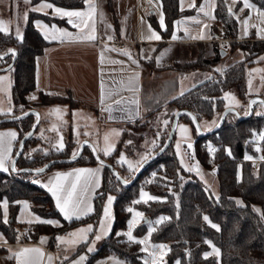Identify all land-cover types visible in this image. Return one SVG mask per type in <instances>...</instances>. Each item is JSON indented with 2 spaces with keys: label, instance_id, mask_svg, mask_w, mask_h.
I'll return each mask as SVG.
<instances>
[{
  "label": "crops",
  "instance_id": "1",
  "mask_svg": "<svg viewBox=\"0 0 264 264\" xmlns=\"http://www.w3.org/2000/svg\"><path fill=\"white\" fill-rule=\"evenodd\" d=\"M224 2L236 18L239 40L264 41V9L251 1ZM215 4L216 0H178L180 10L191 12L176 19L169 38L164 39L161 31L165 22L160 0H83L80 7L64 6L51 0H0V30L5 33L20 36L30 13L52 20L31 19L45 45L42 52L34 57V89L27 94L28 100L32 103L38 99L39 93H43L69 96L78 103L74 107L67 103L32 104V108L39 113V123L33 133L37 139L34 148L45 153L67 147L71 156L78 146L71 140L69 129L77 128L82 138L85 130L92 125L101 130L113 126L118 131L144 117L151 107L165 104L177 95L174 94L175 89L186 87L183 80L192 72L181 74L168 68L170 65L197 58H212L216 54V44L218 48L227 47L226 40L210 32V26L215 21ZM150 16L156 20L157 28L151 25ZM112 36L123 41L124 46L120 48L113 43ZM158 49L161 55L157 54ZM230 54L234 55L232 62L240 61L244 56L239 50ZM152 55L156 56L155 60H152ZM220 59L213 69L218 70ZM145 65L149 66L148 77L155 81L148 88L143 87ZM210 75L211 72L207 71L204 78ZM0 82L7 83L10 94L11 76L8 70L0 75ZM244 82L249 98L264 96V53L256 56L252 64L246 65ZM247 104L242 101L240 114L248 112ZM257 104L254 109L261 107ZM0 113L13 115L11 102L7 107L0 108ZM56 119L64 128V135L68 132L61 148H53L47 139ZM17 135V128L13 126L0 127V169H8ZM121 137L122 134L119 140ZM155 140L149 149L156 143ZM251 140L255 153H246L245 159L248 160L256 159L263 147L253 140V136ZM204 169L201 166L200 173L216 198L218 183L215 170L210 175ZM31 179L50 195L60 216L42 217L32 211L27 199H19L15 225L20 226L22 231L35 223L58 227L63 220L78 219L91 213L93 198L102 181V166L88 163L53 167L34 174ZM111 202L105 207L106 217L101 227L103 233L111 228ZM0 211L2 221L7 223L8 201L5 197L0 199ZM205 216L203 221L217 229V224L208 221ZM89 226L86 223L56 234L52 245H49L47 234L24 241L22 237L8 236L0 230V264H61L68 257L64 249L66 236L72 232H80L83 236L84 231L79 230L90 229ZM101 237L96 240V247ZM151 243L149 264H159L164 261L168 244ZM206 243L208 250L213 248L210 241ZM213 250L215 259L217 251ZM107 258H112V254H106L104 259Z\"/></svg>",
  "mask_w": 264,
  "mask_h": 264
},
{
  "label": "trees",
  "instance_id": "2",
  "mask_svg": "<svg viewBox=\"0 0 264 264\" xmlns=\"http://www.w3.org/2000/svg\"><path fill=\"white\" fill-rule=\"evenodd\" d=\"M57 4L80 7L83 0H51ZM164 14L165 28L161 31L164 39L169 38L174 21L191 11H182L178 0H160ZM258 8L264 9V0H250ZM40 17L52 21L48 17L30 13L20 38L11 33L0 31V67L6 66L12 59L8 54L15 51L12 66L8 69L11 76L9 99L13 107V115L32 108V104H64L74 107L78 103L69 96L38 94V99L30 102L27 94L34 89V57L42 52L45 41L32 26L31 19ZM214 23L210 26L212 35L226 40L229 51L239 49L244 53L243 59L233 62L221 70L213 69L218 63L219 55L212 58H197L187 62H176L170 69L181 74L201 70L211 72L209 78L199 80L195 85L181 94L171 97L165 104L151 110L154 114L162 107H169L171 112L187 110L197 121L211 119L225 108L222 94L234 87L238 97L247 102L244 82L245 67L252 64L254 58L264 53V41L239 40L237 37V21L226 8L224 0H216ZM150 23L157 28L156 20L150 16ZM216 51L218 46L216 44ZM7 53V54H6ZM264 100V96L261 97ZM259 105V104H257ZM260 106V105H259ZM6 114L0 113V117ZM173 114L167 129L158 137L150 154L155 152L164 142ZM34 120L33 115L13 122H1L0 127L13 126L18 135L13 148L15 153L19 139L27 132ZM188 122L193 131L195 128L187 114H181L178 121ZM254 132H261L260 146L264 147V112L259 108L247 118H238L228 112L223 124L216 131L200 136L196 134L192 151L187 153L189 159H196L203 168L215 167L218 183V195L215 198L209 188L195 172L180 167L174 153L172 140L168 147L156 158L148 162L137 178L128 186L122 185L106 167L102 166V181L93 198V210L88 215L62 221L58 227L47 223H35L26 226L25 232L35 240L41 234L49 235V245L55 242V235L89 223L92 231L98 225L103 210V203L108 195L112 196V224L109 233L103 237L95 250L88 256V262L96 257L113 254L138 263L140 250L137 242H130L122 236L121 231L129 216L128 206L133 204L147 219L160 217L150 234L151 242L167 243V252L163 264H216L211 256H205L208 250L206 241H210L219 250V264H264V163L254 167L245 154H254L252 140ZM204 138L210 140L213 148L209 154L203 145ZM36 140L32 134L23 144L22 152L15 161V168H36L46 161L67 157V147L60 151L41 153L35 149ZM70 145V143H69ZM122 147V138L113 152L106 157L98 154L117 170L119 175L128 180L134 170H130L116 160ZM147 155V156H148ZM95 164L91 149L83 147L80 156L72 163H56L53 167H65L74 164ZM34 174L29 172L14 173L0 169V199L8 201V221L4 223L0 211V230L11 236L15 226V215L18 200L27 199L32 211L42 217H59L50 195L39 185L32 182ZM144 188L150 194L146 202H136L138 190ZM203 215L216 223L215 229L203 221ZM144 224L136 228L142 231ZM92 232V233H93ZM84 243L77 246V250Z\"/></svg>",
  "mask_w": 264,
  "mask_h": 264
},
{
  "label": "rangeland",
  "instance_id": "3",
  "mask_svg": "<svg viewBox=\"0 0 264 264\" xmlns=\"http://www.w3.org/2000/svg\"><path fill=\"white\" fill-rule=\"evenodd\" d=\"M15 1V0H12ZM18 1V0H16ZM21 1V0H19ZM248 3H251L250 0ZM230 3L232 1H229ZM22 27V32H23ZM1 31V30H0ZM3 32V31H2ZM21 32V35H22ZM5 33V32H4ZM12 34V33H11ZM15 38H20V36H16L15 34H12ZM219 50H223V55H220ZM239 49H236L234 51H237ZM234 51H229L228 46L227 47H221L218 48L216 51V54L219 55L220 59V65H218V70H221L223 67L231 64L233 61L234 55L230 54ZM240 51V50H239ZM154 52H157L155 50ZM160 49H158V55L160 54ZM156 55V54H155ZM161 55V54H160ZM154 55H152V60H155ZM233 63V62H232ZM223 64V65H221ZM226 64V65H225ZM221 66V68H220ZM149 70V66L145 65L143 67V87H147L152 85L155 81L150 79L147 75ZM3 72H0V75ZM147 75V77H146ZM206 75L205 71L197 70L193 71L190 76H187L184 78V83H186V87L188 88L189 85L199 81L200 79L204 78ZM184 86V84L182 85ZM175 89L174 94L181 93V90L185 89ZM222 98L224 100L225 107H230L233 109H236L238 112L241 111L240 104L242 103L241 99L238 97L236 90L234 87L226 90L222 94ZM9 94L7 89V83L0 82V108L7 107L8 104H10L9 101ZM37 100V99H36ZM163 103H158L155 108L162 105ZM153 109V107H151ZM259 108L255 109V112H258ZM150 110V111H151ZM142 118L138 119L131 125H128L126 127L120 128L118 131L115 127H109L101 130V128H98L97 125H92L89 127L88 130H85L84 137H80V133L77 130H71L69 129V133L71 134V140L75 142L76 146H80L82 141H87L97 153H100L103 157H106L108 154H110L116 147L117 141L119 140L120 135L122 134V147L120 148L119 155L117 156L116 160L119 164H123L125 167L129 168L130 170H136L140 163L147 157V155L150 153L151 149L156 145L158 141V137L162 135V133L167 129L169 126V122L171 119V114L174 112H171V109L169 107H162L158 109L154 114H149V112ZM244 111V110H243ZM10 112V111H9ZM35 119V118H34ZM57 120V119H56ZM218 117L214 116L211 119L207 120H201L198 122L199 128L201 131H208L211 129L217 122ZM34 121V120H33ZM57 122V123H56ZM52 126L51 133L48 135V142L51 144L53 148H61L63 138L68 134V132L64 135V128H62V125H60V121L57 120ZM33 123V122H32ZM93 124V122L91 123ZM198 134V131L195 129V132L193 131L191 125L184 121L180 120L177 122L174 138L172 141L174 153L177 157L178 163L181 168H183L186 171H192L195 172V174L198 175V177L204 182V184L209 188L211 194H213L212 188L209 187L208 182L202 177L199 168H201V165L198 163L196 159H189L186 155L188 152L192 151L193 142L196 137V134ZM261 132H254L253 133V140L257 142V144L261 140ZM154 138L156 139V143L153 144L152 148H150L151 143H154ZM87 148L90 146L86 145ZM204 170L207 171L210 175L214 174L215 167L212 166L211 168H205ZM134 173V172H133ZM133 175V174H132ZM131 178V177H130ZM150 199V194L147 190L144 188H140L138 190V195L136 198V202H146ZM112 201V196L108 195L105 202L103 203V215H101V218L99 220V224L95 228L94 232L92 231V226L90 225V229L85 228L86 230H79L84 231L83 236H81L78 232L74 234V232L68 234L66 236V242L64 249L65 252L68 254L67 260L61 264H149V257L151 255V248L152 243L150 241V234L152 230L154 229L155 225L160 221V217H157L155 219H147L144 222V219L146 218L143 216L144 214L137 209L133 204H130L128 206L129 216L125 222L124 228L121 230V234L124 237V239L130 241V242H137L139 244V250H140V256L138 263H133L127 259L118 257L116 255L112 254V258L110 259H104V256H99L94 258L93 260L88 262V256L91 252L95 250V243L98 238L105 237L108 233V229L105 233L101 230L102 224L105 221L106 217V205ZM205 216V215H204ZM205 219L208 220L207 216H205ZM209 221V220H208ZM144 224V228L140 232H136V228ZM84 229V228H80ZM89 230V231H88ZM93 232V233H92ZM73 242V243H72ZM209 242V241H208ZM81 243H84L83 247L76 251L77 246ZM211 243V242H210ZM211 246L217 251V257H215V263L219 264V250L218 248L211 243ZM211 248L210 250H207L204 255L205 256H211L214 258L212 254H214V250ZM109 257V256H108ZM163 258H165V253ZM164 261H161L159 264H163ZM173 264H177L176 261L173 262Z\"/></svg>",
  "mask_w": 264,
  "mask_h": 264
},
{
  "label": "water",
  "instance_id": "4",
  "mask_svg": "<svg viewBox=\"0 0 264 264\" xmlns=\"http://www.w3.org/2000/svg\"><path fill=\"white\" fill-rule=\"evenodd\" d=\"M220 55L224 54L223 50H219ZM7 54V53H6ZM8 54H10L12 56L11 61L4 67H0V72L6 71L8 70L11 66L12 63L14 61L15 58V51L11 50L10 52H8ZM5 55H0V57H3ZM210 76H208L207 78H209ZM207 78L201 79V80H205ZM198 82V81H197ZM196 82V83H197ZM196 83H194L193 85H195ZM193 85L189 86L188 88H186L184 91H182L181 93L185 92L186 90H188L189 88H191ZM179 93V94H181ZM247 107H248V112L244 115L240 114L236 109L230 108V107H225L223 109V111L220 113L218 120L216 122V124L209 129L208 131H201L198 125V121L196 119V117L190 113L187 110H176L173 113L172 116V120H171V124L167 133V136L163 142V144L152 154L148 155L138 166V168L134 171L133 175L131 176L130 179L126 180L123 177H121L119 175V173L117 172V170L112 166L111 163L107 162L106 160H104L102 157H100L98 155V153L96 152V150L94 149V147H92V145H90L87 141H82L81 145L78 146L77 151L75 152V154L71 155V156H67V157H63V158H55V159H50L48 161H46L43 165L36 167V168H15V161L18 158V156L21 154L22 152V148H23V144L24 142L34 133L38 123H39V113L36 109L30 108L27 109L17 115H6L4 117H0V123L1 122H13V121H17L19 119H23L26 116L29 115H33L34 116V121L31 124L30 128L27 130V132L19 139L18 144H17V148L15 150L14 155L12 156L10 162H9V169L10 171L14 172V173H21V172H29L32 174H38L41 173L47 169H49L52 165L56 164V163H72L74 162L81 154L83 147L88 145L90 146L92 155L96 161L97 164H100L103 167H106L110 170L111 174L122 184L125 186L130 185L139 175V173L142 171L143 167L150 162L151 160H153L154 158H156L158 155H160L170 144L171 140H172V136L175 133V129H176V125L178 122V118L181 114H187L190 119L191 122L194 126V128L198 131V135L200 136H206L214 131H216L218 128L221 127V125L223 124L224 121V117L228 112L234 113L238 118H247L248 116H250L253 112L254 109V105L255 104H260L263 112H264V100L261 97H251L248 99L247 101ZM147 220V218L144 219V222Z\"/></svg>",
  "mask_w": 264,
  "mask_h": 264
},
{
  "label": "built area",
  "instance_id": "5",
  "mask_svg": "<svg viewBox=\"0 0 264 264\" xmlns=\"http://www.w3.org/2000/svg\"><path fill=\"white\" fill-rule=\"evenodd\" d=\"M113 43H115L116 45H118L120 48H122L124 46V42L123 41H119L115 36H112V40ZM203 145L206 148V151L210 154L213 150L211 144H210V140L208 138H204L203 140ZM251 162L253 163L254 167H257V165L259 163H264V147H262L259 151V155L256 159H252ZM12 233L14 236H18V237H22L25 240H27L28 234L25 231L21 230V227L18 225H15L12 229Z\"/></svg>",
  "mask_w": 264,
  "mask_h": 264
}]
</instances>
